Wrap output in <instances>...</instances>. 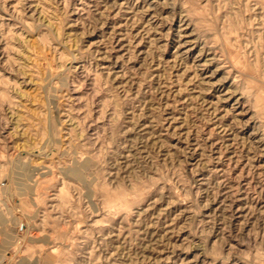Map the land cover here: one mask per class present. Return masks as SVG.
<instances>
[{"label":"rangeland","instance_id":"374dc122","mask_svg":"<svg viewBox=\"0 0 264 264\" xmlns=\"http://www.w3.org/2000/svg\"><path fill=\"white\" fill-rule=\"evenodd\" d=\"M0 264H264V0H0Z\"/></svg>","mask_w":264,"mask_h":264},{"label":"bare ground","instance_id":"6f19581e","mask_svg":"<svg viewBox=\"0 0 264 264\" xmlns=\"http://www.w3.org/2000/svg\"><path fill=\"white\" fill-rule=\"evenodd\" d=\"M232 141V140H231ZM248 150V149H247ZM263 152V151H262Z\"/></svg>","mask_w":264,"mask_h":264}]
</instances>
